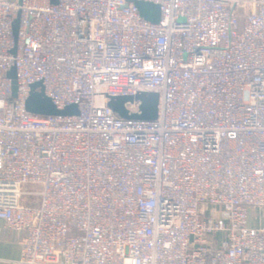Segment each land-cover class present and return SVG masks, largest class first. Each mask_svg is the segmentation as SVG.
<instances>
[{"label":"built area","instance_id":"obj_1","mask_svg":"<svg viewBox=\"0 0 264 264\" xmlns=\"http://www.w3.org/2000/svg\"><path fill=\"white\" fill-rule=\"evenodd\" d=\"M57 1L0 0V221L16 263L264 264V0H145L158 23L134 0ZM39 80L79 114L26 111ZM139 92L158 93L155 119L132 117L135 97L126 117L108 106Z\"/></svg>","mask_w":264,"mask_h":264},{"label":"water","instance_id":"obj_2","mask_svg":"<svg viewBox=\"0 0 264 264\" xmlns=\"http://www.w3.org/2000/svg\"><path fill=\"white\" fill-rule=\"evenodd\" d=\"M51 4L56 5L57 0H50ZM22 0H18L21 4ZM134 6L136 7L139 15L144 20L150 23H158L160 20L161 8L160 5L151 1L145 0H134ZM126 7V4L123 5ZM19 20L20 12L15 19L16 26L13 25L14 39L17 42L19 33ZM12 53H16V46L12 50ZM7 76L12 79V94L16 96L17 86L15 83L16 79V69L12 67ZM138 98L141 101V114H134L132 117L139 119L153 120L157 117L158 112V99L159 95L156 92H139L136 96H117L110 97L108 101V106L122 117L127 116V112L124 109V103L132 100L133 98ZM25 109L29 113L41 115V116H74L79 114L78 105L76 103H69L63 108H59L50 98L45 94V89L43 82L41 80L32 82L30 84V91L28 97L25 100Z\"/></svg>","mask_w":264,"mask_h":264},{"label":"crops","instance_id":"obj_3","mask_svg":"<svg viewBox=\"0 0 264 264\" xmlns=\"http://www.w3.org/2000/svg\"><path fill=\"white\" fill-rule=\"evenodd\" d=\"M18 239L19 234L5 228L0 221V264H17L20 256Z\"/></svg>","mask_w":264,"mask_h":264},{"label":"rangeland","instance_id":"obj_4","mask_svg":"<svg viewBox=\"0 0 264 264\" xmlns=\"http://www.w3.org/2000/svg\"><path fill=\"white\" fill-rule=\"evenodd\" d=\"M13 25L16 26V23L13 22ZM40 189H41V186L39 184H25V185H23V190L26 192H38ZM28 195L29 194L24 196L23 201H31L33 203H37L40 200L39 195H31V196H28ZM249 215H250V221L252 222L255 219V217L257 216V213L255 210H250Z\"/></svg>","mask_w":264,"mask_h":264}]
</instances>
